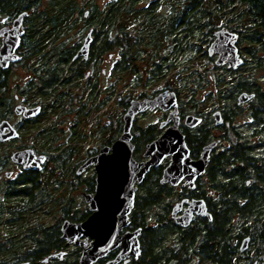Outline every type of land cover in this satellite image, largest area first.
Segmentation results:
<instances>
[{"label": "flooded vegetation", "instance_id": "obj_1", "mask_svg": "<svg viewBox=\"0 0 264 264\" xmlns=\"http://www.w3.org/2000/svg\"><path fill=\"white\" fill-rule=\"evenodd\" d=\"M118 2L116 0L114 5L109 6V10L114 7L113 14ZM90 10L91 8L83 10L84 17L79 18L77 13L73 18L72 25L80 30V39L74 41L69 50L56 49L50 54L42 52L44 58L41 63L45 67L31 70V81L24 88L19 87V80L13 87L14 83L10 82L14 78V66L24 63L28 55L27 51L22 50L24 34L16 50L21 59L11 61L7 68L0 67L6 71L2 87L0 123L7 121L17 133L0 141L1 146L12 145L13 149L9 157L11 162L4 161V158L0 162V264L80 263L81 254L85 249H90L93 237L82 235L79 238L80 244L69 243L62 236V225L66 220L84 223L96 212L90 199L97 194V167L100 162L90 160L95 159L103 149L109 154L113 152L114 143L125 131V114L132 100H154L162 95L164 97L161 103L138 112L131 122V161L137 164H132L133 169L124 174L128 175L131 187L135 188L134 202L127 214V223L119 222V234L140 230L137 235L139 248L127 251L125 257L116 264H212L207 253H201L199 240L202 236L199 232L201 230L206 233L215 229L210 224L213 215L209 219L207 215L194 214L190 224L182 226L176 223L173 208L181 203L178 216L183 214L193 200L204 199L208 206L206 196H202L207 191L201 189V184L209 180L206 173L223 136L210 132L211 141L218 140L219 143L211 151L209 164L205 172L196 178L194 186L191 182L187 183L185 178L175 185L161 181L165 168L172 160L171 154L165 156L157 166L152 165L143 176L139 175L146 166V161L150 159L146 155L148 145L170 127L176 126L185 135L187 142V135L202 127L208 118L214 121L211 128L220 131L228 119L233 117L232 113L245 105H256L253 112L258 110L257 116L253 112L252 115L259 124L258 154L264 158V96L261 97L264 94V82H257L251 76L264 66V22L261 19L242 17L240 13L230 18H220L219 24L211 25L212 22L219 21V18L212 17L209 20L211 26L205 34L206 45L202 46L207 62L200 69L212 74L211 77L215 80L213 84L217 89L226 86L231 90L234 88L235 92L232 94V111L218 107L208 116L197 110L198 104L194 96L187 101L183 98L184 81L178 84L176 80V85H169L167 79L170 71L184 67L186 29L182 16L173 19L170 31L166 25L169 18L141 17L125 20L113 17L111 25H106L105 11L100 8L96 26L94 20L88 16ZM9 19L0 29L13 24L14 19ZM22 29L25 33L24 23ZM200 29L201 27L196 26L193 33ZM221 31L228 37L225 42H218V32ZM87 39L88 52L85 55L80 50ZM111 41L113 45L110 44ZM1 45L0 37V48ZM55 57L57 63H51ZM108 71H112V81L105 84L103 78ZM214 73L224 74L227 81L225 76L214 79ZM163 79H167L169 84ZM30 88L39 92L36 99L25 98L24 94ZM172 92L175 94L173 99L170 97ZM243 92L253 94V97L239 102L238 98ZM17 106L25 108L18 113ZM217 110L221 111L223 117L220 125H216L213 119V113ZM190 114L202 118L196 127L186 124V118ZM150 116L155 118L145 123ZM9 130L7 128L5 132ZM32 131L34 142L16 145ZM41 138H49L50 146H43ZM89 138L94 144L85 147ZM26 149H33L36 154L47 156L39 169H27L23 164L12 161L11 155L14 152ZM189 150L192 159L201 157L202 151L193 156L190 147ZM56 153L66 154L69 158L73 154L80 155V159H72V165L64 166L61 162L64 157L55 156ZM88 161L90 163L86 165ZM116 180H122V172H118ZM65 186H68V193H65ZM156 186L164 188L165 191L160 195L161 203L154 209L152 193ZM75 190L80 193L76 195ZM58 196L61 199H57ZM140 200L145 201V208L139 209L137 206ZM101 208L103 213L108 209L104 202ZM116 216L120 218L121 214ZM56 229L60 232L59 244ZM160 229L162 231L158 232ZM226 229L230 231L228 233L232 239V227ZM156 232L159 233L158 240L154 241ZM194 234L196 237L192 241ZM122 249L119 244L93 264H110ZM261 253L264 254V251ZM53 254L57 255L52 257ZM260 254L255 264L260 263ZM250 255L255 256L254 253Z\"/></svg>", "mask_w": 264, "mask_h": 264}, {"label": "trees", "instance_id": "obj_2", "mask_svg": "<svg viewBox=\"0 0 264 264\" xmlns=\"http://www.w3.org/2000/svg\"><path fill=\"white\" fill-rule=\"evenodd\" d=\"M43 1L0 0V10L4 11L8 8L9 20L14 19L24 11L30 12L24 21L28 26L25 28L22 38L23 46L28 55L41 52L44 47L43 43L46 42H52V45L49 44L50 50L56 49L57 45L54 44L57 38L65 34L66 28L73 27V18L76 14L79 13V18L85 16L83 9L78 8V0H49L47 10L40 11ZM85 1L87 2V0ZM133 1L130 2L133 3ZM235 2L245 4L242 10H238L242 17L261 19L264 22V0H172L170 2L173 6L171 15H154L151 11L152 8L139 12L143 13L142 16L145 18H169L166 25L170 31L173 27L171 25L173 19L176 20L182 16L184 26L191 27L189 32H194L196 26L200 28L204 24L202 20H205L204 26H209V20L212 17H224L222 7H228ZM92 5L88 16L94 20L97 26L98 8L96 4L93 3ZM32 9L34 10L31 14ZM110 10L105 13L106 25H111V19L115 15L113 14L114 7H110ZM186 38L188 39V37ZM186 38L185 42H187ZM60 48L63 49V47L58 49ZM5 73L6 71L0 68V112H2V87ZM263 96L264 94L261 95V97ZM257 111H252L254 116H257ZM211 139V133L209 134L202 127L189 133L187 142L192 155H198L203 147L210 143ZM1 161L2 158L0 157ZM206 176L209 180L205 185L210 190H207V194L203 192L202 196H206L209 210L213 215V221L210 224L215 226V229L213 231L208 230L206 233L200 230L199 235L202 236L199 240L202 248L201 253H207L212 264H255L258 254L264 251V158L254 150V146L247 139L243 142L237 141L220 154H213ZM153 190L152 204L161 203L160 195L164 194L165 189L156 186V188L153 187ZM137 206L142 209L146 207V203L144 200H140ZM235 215L245 218L252 216L253 220L250 223H242L239 227V233L233 235L231 239V235L228 233L230 231L226 228L230 227L231 220ZM161 231L162 229L158 232ZM158 234L157 232L156 235L154 234V241L158 240ZM59 235V229H56L58 244L60 243ZM193 237L192 241L195 240L196 235L194 234ZM243 237H250L246 252L240 250ZM235 238L237 242L234 241ZM204 248L206 249L205 252L203 251ZM252 249L255 250V256L251 258L249 256H251ZM246 255L249 256L245 257Z\"/></svg>", "mask_w": 264, "mask_h": 264}, {"label": "water", "instance_id": "obj_3", "mask_svg": "<svg viewBox=\"0 0 264 264\" xmlns=\"http://www.w3.org/2000/svg\"><path fill=\"white\" fill-rule=\"evenodd\" d=\"M29 14V11L20 13L14 18L11 26H4L0 29V37L2 38V45L0 48L1 68H7L11 61L21 59L16 53V50L19 48L22 35L24 34V30L22 29L24 20ZM227 38L225 32H218V42H225ZM88 42L89 39L86 40L80 53L87 55ZM174 96L175 94L172 92L170 97L173 99ZM163 97L164 95L154 100H132V104L125 114V131L122 137L114 143L112 147L113 152L109 154L107 150L103 149L95 159L90 160L100 162V166L97 167L99 170L97 176V194L90 199L92 200L91 206L96 209V212L84 223H72L66 220L62 225V236L67 238L69 243L75 242L76 244H80L79 238L82 235L93 237L90 249H85L82 252L79 264H93L99 257L105 256L110 250L121 244L123 247L122 251L114 260L110 261V264H116L125 257L124 255L127 251H131L135 247L139 248L137 235L140 230L135 233L119 234L121 229L119 222L124 221V224L127 223V214L130 211V206H132L134 202L135 188L131 187L128 175L126 176V174H124L133 169L132 164H137L131 161L130 149L132 145L129 142L131 137L130 128L135 114L144 111L149 106L154 107L159 102L161 103ZM252 97L253 94L243 92L238 100L239 102H245ZM24 108L23 106H17L16 110L18 113H21ZM213 115L216 125L223 123L221 111L217 110ZM201 121L202 118L192 114L188 115L186 118V124L192 128L199 125ZM7 128L10 130L6 133L5 130ZM15 135H17V133L11 128L7 121H2L0 123V141L7 140ZM218 143V140H214L206 144L203 147L201 157L194 160L190 157V150L185 135L181 133L176 126L170 127L163 135L148 145L146 155L150 156V159L146 161V166L140 172L139 176H143L152 165L157 166L165 156L171 154L172 160L165 168L161 181L172 182V184L175 185L185 178L187 183L191 182V185H193L196 178L205 172L210 161V153ZM46 158L47 156L45 154H36L33 149L17 151L11 155L12 161L23 164L27 169H39L40 164L43 163ZM90 161L85 164H89ZM118 172H122V180H116ZM118 188L120 191H117ZM102 202L108 207L104 213L101 208ZM180 205L181 203L173 208V215L175 216L176 223L179 225H189L194 214L207 215L209 219H212V214L208 210L207 203L204 199L193 200L184 210L183 214L177 216V213L180 211ZM116 214H121L120 218L116 216ZM249 242L250 237L244 238L240 245V250H247ZM137 252H139V250ZM58 254L61 255V253ZM56 255L53 254L52 257Z\"/></svg>", "mask_w": 264, "mask_h": 264}, {"label": "rangeland", "instance_id": "obj_4", "mask_svg": "<svg viewBox=\"0 0 264 264\" xmlns=\"http://www.w3.org/2000/svg\"><path fill=\"white\" fill-rule=\"evenodd\" d=\"M116 0H91V2H87L85 0H78V8H81V10L90 9L91 5L94 3L97 5V8L104 9L105 13L110 11L109 6L114 5ZM131 0H119V2L116 4L115 7V17L118 18H124L125 20H132V19H138L143 17L142 14L139 11H142L146 8H152V12L154 15L157 16H164V15H171L173 12L172 4L170 3L172 0H134L133 3L130 2ZM207 3V2H206ZM238 2H235L234 4H231L228 7H222L223 16L219 17V21H215L216 23L212 22L211 25L219 24L221 23V19H226L235 16L238 14V10H242L245 7V4H238ZM49 5V0H44L42 7H40V11L47 10V7ZM84 7H81L83 6ZM41 6V4H40ZM93 6V5H92ZM179 7V6H178ZM8 9V8H7ZM5 9L4 11L0 10V27L4 25L5 21L9 18V12ZM180 9V8H179ZM33 10H31V14L33 13ZM99 12V10L97 9ZM117 16V17H116ZM148 17V16H147ZM149 18V17H148ZM218 18V17H216ZM12 21V20H9ZM186 21V20H185ZM75 22V21H74ZM79 23V21H77ZM76 22V24H77ZM204 24L201 26V29L197 32H189L191 27H185L186 29V37H188L187 42H185L184 47V67L183 69L180 67L177 70H174L173 72L170 71L168 74V83L167 79H163V81H166L165 83L169 85H176L179 84L180 81H184V87H183V98L187 101L190 100L191 96L195 97V100L197 101L198 108L197 110L202 111L205 115H212V111L216 108L224 107L226 111L230 112L232 111L233 105L232 103V94L235 92V89L232 90L227 88L226 86L221 87L217 89V86L214 83L215 80L211 77L210 72H205L200 69V67L205 65V62H207V58L204 57L203 52L204 48L202 46L206 45L207 38L205 37V34L208 30V28L211 26H204L205 20H202V23ZM125 23V21H124ZM28 25L24 22V27L26 28ZM74 27V26H73ZM72 27V28H73ZM66 28L64 31V35L60 38H57L58 43H55L54 45L56 49L59 47H63V50H69L72 46V43L75 41L77 42L80 39L79 32L80 30H76V28ZM114 29V28H112ZM111 29V30H112ZM208 36V35H207ZM83 37V36H82ZM180 37V34H179ZM51 41V40H50ZM56 41V42H57ZM44 47L43 50L39 53H34L33 55H27L26 61L22 63L21 65L14 66V72H13V79L10 80V82L14 83L12 85L16 86L15 82H18L19 80V87L24 88L26 84H28L30 80V75L32 76L31 70H33L35 67L42 66V58H44V54L42 55V52H53L56 49L50 50L49 44L52 45V42H46L43 43ZM111 45H113L112 41L110 42ZM202 48V49H201ZM61 49V48H60ZM59 49V50H60ZM23 51H26V48L23 46ZM162 50V48H161ZM200 51V52H199ZM57 58L55 57L54 60L51 61V63L56 62ZM57 63V62H56ZM45 64L43 63L42 69L45 67ZM54 65V64H51ZM41 72V69H40ZM28 75V76H27ZM224 74H218L214 73V79H217V77H223ZM253 79L257 82H264V66L259 71L254 72L252 75ZM112 71H108L107 74L103 78V83L107 84L112 81ZM227 76H225V81H227ZM213 81V82H212ZM39 82V81H37ZM172 83V84H171ZM106 86V85H105ZM18 89H16L17 91ZM20 91V90H19ZM14 93V92H13ZM38 91L35 88H30L26 94H24L25 98H28L30 100L36 99V96L38 95ZM50 101V100H49ZM236 102V99L234 100V103ZM256 105L252 107L251 105H245L242 108L238 109L236 113H232L233 117L228 119L225 126L221 128L220 131H217L214 128H211V125L214 123L212 118H208L206 123L202 125V128L207 130L210 134V132H213L212 134H217L219 136H223L222 143L217 146L215 149V155L220 154L221 152L225 151L227 147H231V145L235 144L237 141H244L247 139V141L254 146V150L257 152L259 151V136L257 132V127L259 124L257 123L255 117L252 115V111L255 110ZM58 109V108H56ZM1 118V117H0ZM155 116L147 117L145 120L146 122H150L151 119H154ZM214 119V118H213ZM258 125V126H257ZM241 134H239V133ZM32 132H28V134L16 145H21L23 143H31L34 142V139L32 138ZM264 138V135H263ZM42 145L45 147H49L50 144L49 138H41ZM90 140V141H89ZM88 142L85 143V147L92 146L94 142H91V139L89 138ZM12 145H0V157L4 158V161H9L10 154L12 153L13 149L11 147ZM55 156H61L62 158V164L65 165H72L74 160L80 159V155H72L70 158L66 154H54ZM74 159V160H72ZM64 160V161H63ZM66 192L68 193V186H65ZM201 189L203 191H207L208 186L205 185L204 182L201 184ZM76 195L80 192L78 190H75L74 192ZM174 193V192H172ZM175 198V197H174ZM57 199H61V197H57ZM170 201L169 199H167ZM162 201V200H161ZM165 201V200H164ZM163 201V202H164ZM157 204H154V209H156ZM58 215V214H57ZM59 217V216H58ZM253 220L252 216L248 217H242L240 215H235L230 223V227H232V235L238 234L240 231L239 227L242 223L247 222L250 223ZM165 222V221H164ZM23 233H26L24 229H21ZM235 242H237L236 238L234 239ZM26 244V242H25ZM25 246V245H24ZM255 250L252 249L251 253H254ZM249 257H254L249 256ZM263 258V259H262ZM262 261V262H261ZM264 263V254H260V263Z\"/></svg>", "mask_w": 264, "mask_h": 264}]
</instances>
